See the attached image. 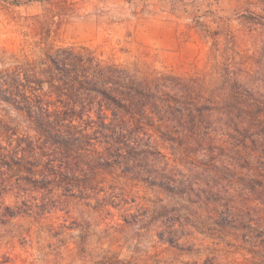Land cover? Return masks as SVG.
Returning a JSON list of instances; mask_svg holds the SVG:
<instances>
[{
    "label": "trees",
    "instance_id": "trees-1",
    "mask_svg": "<svg viewBox=\"0 0 264 264\" xmlns=\"http://www.w3.org/2000/svg\"><path fill=\"white\" fill-rule=\"evenodd\" d=\"M30 1L43 4V12L18 15L13 8L21 0H0V13L21 37L16 49L0 47V101L27 123L22 133L0 115V218L7 221L0 224L20 222L0 236L8 238L0 239V264H56L59 255L80 256L92 264H264V228L255 233L252 227L219 222L163 225L123 241L116 234L126 229H113L107 241L65 243L55 254L44 250L48 237L64 238L68 230L52 221L56 203L84 191L83 199L110 204L96 189L103 182L89 166L96 154L88 151L85 169L76 161L92 136L123 152L149 148L163 135L174 142L191 137L205 146L210 135L203 130L211 127L213 114L223 117L217 123L228 125L232 136L262 129L264 93L241 83L230 57L216 56L211 48L203 69L177 74L159 72L146 60L118 61L88 45L63 44L57 39L60 25L77 2L24 0ZM262 1L243 2L256 7ZM207 39L219 42L211 35ZM32 168L49 181L41 179L27 190L9 176L14 170L33 174ZM81 172L90 174L88 183H72L70 177ZM8 195L15 200L12 206L5 204ZM16 245L25 257L3 251ZM124 250L128 254L122 256Z\"/></svg>",
    "mask_w": 264,
    "mask_h": 264
},
{
    "label": "rangeland",
    "instance_id": "rangeland-1",
    "mask_svg": "<svg viewBox=\"0 0 264 264\" xmlns=\"http://www.w3.org/2000/svg\"><path fill=\"white\" fill-rule=\"evenodd\" d=\"M21 1V6L13 8L15 14L32 16L45 8L35 1ZM74 1L76 5L60 25L57 39L63 44L88 45L103 57L118 61L146 60L159 72L177 74L203 69L211 48L216 56L230 57L241 83L255 85L264 93V0L256 7H249L244 0ZM207 35L219 39L218 44L210 43ZM20 39L16 27L0 13V47L16 49ZM240 103L249 105L247 101ZM0 115L22 133L27 132L25 120L1 101ZM222 118L213 114L211 127L203 130L210 135L205 146L191 137L174 142L169 140L171 135H163L162 141L149 148H128L123 152L121 147L103 146L97 136H92L76 161L79 168L85 169L88 151L96 154L89 166L104 183L96 189L110 204L83 199L84 191L56 203L58 210L52 221L68 230L64 238L48 237L44 243H50L46 245L49 248L44 250L55 254L65 243L107 241L112 230L120 228L126 229V233L116 234L121 241L136 238L145 229L171 224L219 222L252 227L258 233L264 228V127L232 136L228 125L217 123ZM32 171L33 174L14 170L9 176L28 190L43 179L37 168ZM89 175L81 172L70 177L71 182L88 183ZM48 179L44 178V183ZM14 202V198L6 196L5 204L12 206ZM16 221L11 220L6 227L0 224V236L16 229L20 224ZM6 222L0 218V223ZM3 251L26 256L18 245L12 251ZM127 254L125 250L121 253ZM56 264L92 262L80 256L59 255Z\"/></svg>",
    "mask_w": 264,
    "mask_h": 264
}]
</instances>
